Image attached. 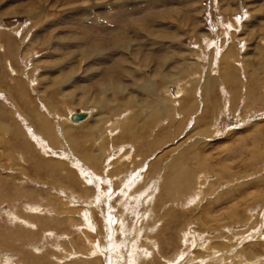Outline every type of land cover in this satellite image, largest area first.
Wrapping results in <instances>:
<instances>
[{
    "label": "rangeland",
    "instance_id": "obj_1",
    "mask_svg": "<svg viewBox=\"0 0 264 264\" xmlns=\"http://www.w3.org/2000/svg\"><path fill=\"white\" fill-rule=\"evenodd\" d=\"M175 80V112L158 115ZM263 83L264 0H0V264H95V250L112 264L102 245L123 239L121 218L119 255L138 264H264ZM77 110L90 116L72 126ZM177 156L191 176L167 197ZM152 162L165 165L136 204L141 174L123 175Z\"/></svg>",
    "mask_w": 264,
    "mask_h": 264
},
{
    "label": "bare ground",
    "instance_id": "obj_2",
    "mask_svg": "<svg viewBox=\"0 0 264 264\" xmlns=\"http://www.w3.org/2000/svg\"><path fill=\"white\" fill-rule=\"evenodd\" d=\"M263 41V40H262ZM210 44V43H209ZM187 65V64H186ZM201 77V76H200ZM168 80H170V79H168ZM166 81V80H165ZM172 81V80H171ZM178 81H174V84H175V86H177V90H176V95H175V92L171 95V93L169 92V90L167 89V94L169 95L168 96V98H166V100L165 101H162L161 99H159V100H161L160 102H154V106L156 107V105L157 106H161L162 108H160L159 107V109L157 108L156 109V111H155V113H157L158 115L160 114V113H162L163 111L164 112H169V110H170V107L172 108V111H173V113L175 112V106H176V104L178 103L177 101H175V98H176V96H179L180 95V93H183V88L182 87H180L179 86V83H177ZM211 82V81H210ZM150 83V82H149ZM152 83V82H151ZM213 84H214V82H213ZM264 84V83H263ZM153 86H154V84H152ZM147 86V85H146ZM149 87V89H151L150 87L151 86H148ZM165 87V86H164ZM196 88V87H195ZM156 89V88H155ZM225 89V88H224ZM188 90V89H187ZM222 90V89H221ZM224 91V90H223ZM251 91V90H250ZM192 92V91H191ZM190 91H187V94L188 95H191L192 93H191ZM197 93V92H196ZM253 93V92H252ZM222 95H223V93H222ZM234 95V94H233ZM185 96H186V94H185ZM249 97L248 98H250L251 96H252V94L251 93H249V95H248ZM180 97V96H179ZM252 97H254V96H252ZM247 98V99H248ZM254 98H256V97H254ZM185 100H186V98H184ZM183 99V100H184ZM187 99H189V98H187ZM247 99H245V100H247ZM178 100V99H177ZM179 101V100H178ZM189 101V100H188ZM42 104V103H41ZM190 105H192V104H190ZM44 106V105H43ZM182 106H187V105H182ZM192 107V106H191ZM199 107V106H198ZM44 109V108H43ZM83 112V113H85L86 114V116H85V118L84 119H82V120H79V121H72V119H71V114L72 113H70V115H69V118L67 119V121L68 122H70L71 124H72V126H76V125H80V124H82L84 121H86V120H88V118H89V112L88 111H80V110H77V111H74V112ZM40 114V113H39ZM41 116V118L38 116L37 118H35V120L37 119V121H39L40 122V130L49 138H51V139H53L52 138V133H51V127L50 126H48V123L46 124L43 120H44V118H43V116L42 115H40ZM171 117V116H170ZM173 117V116H172ZM45 121H46V119H45ZM35 128H36V126H35ZM24 130V129H23ZM54 129L52 128V131H53ZM63 130V129H62ZM58 131V130H57ZM20 132V131H19ZM60 132V131H59ZM29 133V134H28ZM28 133H26V135H28L32 140H34V141H37V144H38V146L46 153L47 151H48V148H46V146L47 145H44V144H48V142H47V140H46V138L45 137H43V136H40V134H35V132L30 128V129H28ZM54 133V132H53ZM131 133V132H130ZM43 134V135H44ZM199 135V134H198ZM58 137V136H57ZM47 138V139H48ZM56 138V137H55ZM51 141V140H50ZM70 141V140H69ZM194 141V140H193ZM198 142V141H197ZM194 143V142H193ZM126 144V143H125ZM52 145V144H51ZM117 145V144H116ZM192 146V145H191ZM184 151V150H183ZM50 152V151H49ZM179 154V153H178ZM177 154V155H178ZM184 156V155H183ZM77 158V157H76ZM75 158V159H76ZM100 158V157H99ZM94 159V158H93ZM172 161L170 162H168V161H166V165L169 163L170 164V166L172 167V168H174V167H176V168H180V170H178V169H174V170H172V172L171 173H169L166 177H163L162 178V183H160V191H161V194L162 195H164V196H167V195H170L168 192H170V191H178V192H180V191H182V190H184L185 188H186V186H187V184H188V180H189V177L191 176L190 174H191V172L189 173V172H185V171H183V168H185V167H183L182 168V165H181V162L182 161H184V157H183V160L181 161V158L179 157V156H177L176 158H174L173 157V159L172 158H170ZM77 160H78V158H77ZM168 160V159H167ZM75 162H77V161H75ZM78 162H79V160H78ZM81 163V164H80ZM79 164H77L78 165V167H79V172L81 171V175L83 176V178L84 179H86V180H88V178L89 177H91L90 176V174L89 175H87L86 174V171H85V169H83V167H85L84 166V163L83 162H80ZM87 164H89V162L87 163ZM165 164H161V162H159V163H156V162H152L151 164H150V170H149V172L148 173H146L147 171H145V172H143L142 173V171L140 170V169H142V165L141 166H136V167H134L132 170H127V171H125V173H124V179H122V181L124 180V181H127V179H125V177L127 178V174H129L130 173V178L132 177V178H134L133 177V175L131 174V172L132 171H134L135 172V174H141V176H139L140 178H139V182H137V183H139V185H137L136 186V188H135V191L137 190V189H139V191L137 190V193L138 192H140V193H136L138 196L136 197V199H135V203L137 204V203H139V202H141L142 201V198L144 197V195L146 194L145 192H147L148 191V188H151V186H152V184H151V182H152V180H153V178H155V180L157 179V172L155 171V172H152L151 171V168L153 169V167H155V169H158V167H160L161 169H163V166L165 165ZM85 165H86V163H85ZM80 167L82 168V169H80ZM149 167V166H148ZM167 167V166H166ZM186 168H188V167H186ZM148 169V168H147ZM78 170V169H77ZM124 170H126V169H124ZM119 171V170H118ZM121 171V170H120ZM190 171V170H189ZM192 171V170H191ZM93 172V171H92ZM110 174H112L111 172H109ZM222 173V172H221ZM80 174V173H79ZM92 174V173H91ZM89 176L88 178H87V176ZM113 175L115 176V177H117L116 176V174L113 172ZM82 176H81V178H82ZM94 176H95V174H94ZM112 176V175H111ZM96 178H97V182H106V178H101V176L100 177H97V176H95ZM130 178H128V181H129V179ZM92 179V178H91ZM117 179V178H116ZM108 180V179H107ZM110 180V179H109ZM136 180V179H135ZM134 180V181H135ZM84 181V180H83ZM95 181V180H94ZM93 181V183H95ZM111 181V180H110ZM86 182V181H85ZM119 182V181H118ZM129 183V182H128ZM192 183V182H191ZM196 183V182H195ZM87 184V183H86ZM127 184V183H126ZM186 184V185H185ZM92 185H94V184H92ZM133 185V184H132ZM136 185V184H135ZM128 186H130V185H128ZM142 186L144 187V189H142ZM94 187H95V185H94ZM96 187H99L98 186V184H96ZM110 187V186H109ZM199 187H197V189H198ZM102 187L100 188V190H99V193L98 194H96V196H95V199L96 200H100V199H104V201H106L107 202V195H108V193H106V192H102ZM112 189V188H111ZM128 190H129V188L127 187V188H125V190L122 192L123 193V197H125L127 194H128ZM134 190V189H133ZM190 191H191V189H189ZM97 191H98V189H97ZM141 191H143L144 193H141ZM187 192V191H186ZM111 194V193H110ZM147 195V194H146ZM132 196H133V194H132ZM171 196H172V194H171ZM175 196V194L172 196V197H174ZM129 197H130V195H129ZM168 197V196H167ZM171 197V198H172ZM262 197V196H261ZM174 198H176V197H174ZM263 198V197H262ZM151 201V200H150ZM171 201H174V200H171ZM175 201H178L177 199H175ZM143 208H145L146 209V211H147V213H152V215H153V217H154V221H153V224H155L156 222H158L159 221V219L158 218H156V216L154 215L155 214V209H154V203H151V202H149V204H147L146 206H144ZM29 209V208H28ZM31 209V208H30ZM38 210V209H37ZM35 211V210H34ZM40 211V210H39ZM168 213H170V220H169V222H170V225L171 224H173V223H175V218H172L171 217V211H168ZM232 214H233V216H236V214H237V212H236V210H234V211H232ZM87 215V214H86ZM110 215V214H109ZM145 216V215H144ZM106 219H108L107 221V226H106V233L108 234L109 233V235H113L112 234V232H111V230H113L112 228H113V226L112 227H110V225L112 224V222L113 221H111V219H109L108 218V216L106 215ZM115 219V218H114ZM24 220V219H23ZM116 220V219H115ZM22 221V220H21ZM148 221V220H147ZM152 221V220H151ZM114 223V222H113ZM124 222H123V219L121 218L120 220H119V223H118V227H117V230L119 231V229H120V231H122L123 232V239H120V238H117V237H115V236H112V238L111 239H107L106 240V242H105V244H103L102 246H104V247H106V246H108L109 245V247H111V250H110V252H111V254H109L108 253V250L106 251L107 252V256L112 260V264H116V262H118L120 259H122V258H126V262L127 263H131V264H138V261H139V259L141 258L137 253L136 254H133L132 252H133V247L132 246H134V245H129L128 246V252L129 253H132V254H129L127 251V253L129 254L128 256H126V257H122L121 255H119L120 254V252L121 251H119V249L121 248V246H126L127 245V240L128 239H126V235H125V229H124ZM142 225V224H141ZM157 225H159V224H157ZM184 225H185V223H184ZM30 226V225H29ZM31 226H32V224H31ZM148 227V226H147ZM156 227V226H155ZM145 228H146V226H145ZM145 228H144V226L142 225V227H139L138 225H136L135 226V228H134V231H133V229H132V231L134 232V235H133V238L135 239V238H137V240L138 239H140V235H141V233H142V231H144L145 230ZM109 229V230H108ZM182 229H184V226H182L181 227V231H182ZM108 230V231H107ZM115 231H117L116 229H114ZM128 230H129V232L131 231V228L130 229H127V233H129L128 232ZM104 232V233H105ZM180 232V231H179ZM132 233V232H131ZM150 233V232H149ZM78 234V233H77ZM83 234V233H82ZM186 234V232L184 233V235ZM79 235H80V233H79ZM183 235V238H182V241H184L185 242V239H186V236H184ZM263 237H264V235H263ZM85 238V237H84ZM154 238V237H153ZM33 240V239H32ZM86 240H87V238H86ZM156 240V239H155ZM82 241V240H81ZM133 241V240H132ZM188 241V240H187ZM129 242H131V241H129ZM84 243V242H83ZM99 243V242H98ZM101 243V242H100ZM107 243V244H106ZM156 243V242H155ZM145 246V244L143 243L142 244V247H141V252L143 253V262H145V257L147 258V256L148 255H150V253H151V251L149 250L150 248H148V247H144ZM154 245V244H153ZM141 246V245H140ZM95 248H96V244H95V246H94ZM103 247V248H104ZM155 247V246H154ZM57 248V247H56ZM126 248V247H125ZM146 248H148V249H146ZM157 248H158V251H159V253H160V248L157 246ZM97 249V248H96ZM99 251H100V249H99ZM179 251V250H178ZM249 252V251H248ZM98 253V251L97 250H95L94 252H92V256H93V260L92 261H94V263L96 264V263H100V262H98V257L99 256H97L96 254ZM122 253V252H121ZM141 253V254H142ZM244 253V252H243ZM245 254V253H244ZM252 254V252H250V253H248L247 255H249V256H251L250 258H252L255 254H254V252H253V254L254 255H251ZM60 255V254H59ZM71 255V254H70ZM73 255V254H72ZM162 255V254H161ZM69 256V255H68ZM78 256V255H77ZM55 257V256H54ZM162 257V256H161ZM176 257V256H175ZM260 257H262V256H260ZM77 258V257H76ZM79 258H80V256H79ZM107 258V257H106ZM119 260H118V259ZM160 258V257H159ZM163 258V257H162ZM178 258V257H177ZM6 259V261H9L7 258H5ZM83 259V258H82ZM108 259V258H107ZM164 259V258H163ZM165 259H169V258H166L165 257ZM173 259V258H172ZM243 259H244V257H243ZM246 259H249V258H246ZM63 260V259H62ZM114 260H115V262H114ZM116 260H118V261H116ZM6 261H4V262H6ZM75 261V260H74ZM97 261V262H96ZM146 261H148V260H146ZM59 262H61V261H59ZM63 262V261H62ZM142 262V263H143ZM88 263V262H87ZM109 262L107 261V263L106 264H108ZM170 263V262H169ZM7 264V263H6ZM76 264H78V263H76ZM81 264V263H80ZM119 264V263H118ZM148 264V263H147ZM171 264V263H170Z\"/></svg>",
    "mask_w": 264,
    "mask_h": 264
},
{
    "label": "water",
    "instance_id": "obj_3",
    "mask_svg": "<svg viewBox=\"0 0 264 264\" xmlns=\"http://www.w3.org/2000/svg\"><path fill=\"white\" fill-rule=\"evenodd\" d=\"M85 116H86V114L83 113V112H79V111L78 112H73L71 114V119H72V121H79V120L84 119Z\"/></svg>",
    "mask_w": 264,
    "mask_h": 264
}]
</instances>
